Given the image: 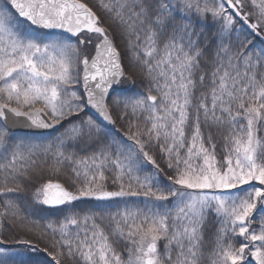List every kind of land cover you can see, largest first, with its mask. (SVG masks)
I'll list each match as a JSON object with an SVG mask.
<instances>
[{"label": "snow or ice", "instance_id": "snow-or-ice-1", "mask_svg": "<svg viewBox=\"0 0 264 264\" xmlns=\"http://www.w3.org/2000/svg\"><path fill=\"white\" fill-rule=\"evenodd\" d=\"M0 264H264V0H0Z\"/></svg>", "mask_w": 264, "mask_h": 264}, {"label": "trees", "instance_id": "trees-1", "mask_svg": "<svg viewBox=\"0 0 264 264\" xmlns=\"http://www.w3.org/2000/svg\"><path fill=\"white\" fill-rule=\"evenodd\" d=\"M94 2V0H89V3ZM118 45L120 43L119 39H117L115 41ZM259 43V42H258ZM59 131V130H57ZM56 134V132L50 133V134H24V135H17V136H35V137H40V138H45V137H51L54 136ZM53 179H59L61 182H65L64 177L63 176H59V177H52ZM41 183H43L44 181H40ZM97 202L94 201H83V202H79L78 203V207L80 208H92L95 207ZM112 207H115V205H113ZM42 215H46L49 218H58L61 215V212L58 209H47L44 213H42ZM238 246V245H237Z\"/></svg>", "mask_w": 264, "mask_h": 264}, {"label": "water", "instance_id": "water-1", "mask_svg": "<svg viewBox=\"0 0 264 264\" xmlns=\"http://www.w3.org/2000/svg\"><path fill=\"white\" fill-rule=\"evenodd\" d=\"M55 31L56 30H54V32ZM15 132H25V133H30V134H45V133H52L54 132V130L52 129H40V130L29 129L25 127L23 121H21V123L16 126Z\"/></svg>", "mask_w": 264, "mask_h": 264}, {"label": "bare ground", "instance_id": "bare-ground-1", "mask_svg": "<svg viewBox=\"0 0 264 264\" xmlns=\"http://www.w3.org/2000/svg\"><path fill=\"white\" fill-rule=\"evenodd\" d=\"M16 135H24V134H30V133H25V132H15Z\"/></svg>", "mask_w": 264, "mask_h": 264}]
</instances>
